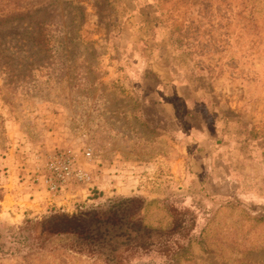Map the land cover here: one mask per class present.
I'll return each instance as SVG.
<instances>
[{
    "label": "rangeland",
    "instance_id": "1",
    "mask_svg": "<svg viewBox=\"0 0 264 264\" xmlns=\"http://www.w3.org/2000/svg\"><path fill=\"white\" fill-rule=\"evenodd\" d=\"M0 264H264V0H0Z\"/></svg>",
    "mask_w": 264,
    "mask_h": 264
},
{
    "label": "trees",
    "instance_id": "2",
    "mask_svg": "<svg viewBox=\"0 0 264 264\" xmlns=\"http://www.w3.org/2000/svg\"><path fill=\"white\" fill-rule=\"evenodd\" d=\"M139 199L132 198L113 205L108 210H87L75 214H55L43 221L44 231L51 234H76L90 243L102 244L106 235L112 231L120 230L123 235L131 237L127 224L137 225L134 232L145 229L141 222L136 221V215L142 206L132 209ZM103 230V231H102ZM146 248L147 244L140 245ZM135 243V242H134Z\"/></svg>",
    "mask_w": 264,
    "mask_h": 264
},
{
    "label": "built area",
    "instance_id": "3",
    "mask_svg": "<svg viewBox=\"0 0 264 264\" xmlns=\"http://www.w3.org/2000/svg\"><path fill=\"white\" fill-rule=\"evenodd\" d=\"M91 151L87 152V155H91ZM60 166L57 168L55 180L51 179L49 181V187L51 190L55 191L63 184L65 181L66 175L74 170V160L70 156H64L63 161L60 162Z\"/></svg>",
    "mask_w": 264,
    "mask_h": 264
}]
</instances>
